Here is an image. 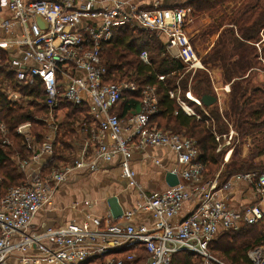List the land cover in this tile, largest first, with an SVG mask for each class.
<instances>
[{
	"label": "built area",
	"instance_id": "1",
	"mask_svg": "<svg viewBox=\"0 0 264 264\" xmlns=\"http://www.w3.org/2000/svg\"><path fill=\"white\" fill-rule=\"evenodd\" d=\"M165 1L0 0V95L13 105H25L21 89L38 82L46 108L55 110L60 104L88 106L97 123V130H86L89 145L82 146L71 162L47 174L28 173L26 169L41 156L52 155V141L37 143L30 122L17 126L15 132L22 137L31 157L27 161L17 155L11 157L24 175V182L0 197V264H9L11 259L19 264H171L179 252L191 254L196 264H226L209 253L218 235L238 231L242 225L257 226L264 220V173L238 174L224 184H220L218 174L213 180H202L203 165L193 140L151 125V117L158 113L155 88L144 86L139 91L133 82H107L102 47L118 30L156 31L165 37L166 53L180 62L183 71L202 68L186 34L190 10L163 6ZM148 58L144 51L138 56L145 65L149 64ZM157 79L164 81L163 76ZM137 92L141 96L137 109L127 119H121L114 110ZM215 98L221 104L224 95ZM192 100L200 106L204 118L177 99L181 111L209 125L210 115L200 99ZM42 121L57 129L53 117ZM212 131L216 153L225 151L227 161L240 145L237 134L229 124L226 134ZM8 133L0 123L2 146L10 144ZM245 143L250 148L251 141ZM160 147L176 155L178 169L171 173L179 183L147 194L135 182L131 152ZM114 160L120 177L128 186L138 188V203L120 219L131 221L137 213L148 212L152 226H120L117 220L106 218L87 219L88 225L69 223L40 233L29 231L31 221L51 203L56 190L73 173L97 171L99 162L110 164ZM237 182L247 183L259 203L241 212L230 210L219 194ZM190 201L195 204L192 211L172 225L182 205ZM247 258L250 264H264V246L250 250Z\"/></svg>",
	"mask_w": 264,
	"mask_h": 264
},
{
	"label": "trees",
	"instance_id": "2",
	"mask_svg": "<svg viewBox=\"0 0 264 264\" xmlns=\"http://www.w3.org/2000/svg\"><path fill=\"white\" fill-rule=\"evenodd\" d=\"M218 1L228 0H200L199 3H203L199 6L210 8ZM168 2L164 4H169ZM187 7H192V2ZM227 25L211 49L205 64H220L224 74L223 81L230 84L228 106L222 113L214 106L206 110L217 134L227 133V126L223 122L225 119L237 134L239 146L248 139L251 146L247 160H239L240 152L235 151L236 147L233 149L230 162L224 165L220 172V184L238 174L264 173V44L261 42L260 51L255 47L260 44V34L264 31V0H241L240 6L227 17ZM145 33L140 30H118L114 38L102 47L107 82H133L139 87V91L144 86L154 87L158 99V113L151 117V125L160 130L184 134L193 140L199 150L198 160L203 165L202 180H213L221 167L225 151L216 153L217 143L210 125L185 115L170 98L169 93L176 88L173 81L182 74V66L164 52L157 39L149 40ZM155 47L158 57L165 54L157 65L151 57ZM143 51L149 55L148 65L138 59ZM128 58L132 62H129ZM158 76H163L164 81H158ZM256 76L261 83L253 87L251 81ZM192 83L191 91L199 99L205 95L215 97L206 75H197ZM186 89L185 87L184 90ZM21 95L26 98L25 105H13L0 95V123L8 130L7 138L10 142L8 146H2L0 135V197L24 182V175L13 165L11 157L17 155L23 161L31 157L22 137L15 132L20 123H31L32 136L40 144L42 135L48 131L42 119L51 116L57 120L63 113L61 123H56L58 131L52 146V156L41 169V174H47L67 163L71 150L69 141L73 140L75 127L81 125L84 120H89L86 106L60 104L55 110L46 108L43 105V89L38 82L33 86L23 87ZM140 99L139 92L127 96L122 102L121 116L137 107ZM261 246H264V234H258L254 226L242 225L238 231L221 233L209 246V251L218 255L226 264H250L247 253ZM196 262L197 259L191 254L179 252L172 257L171 264Z\"/></svg>",
	"mask_w": 264,
	"mask_h": 264
},
{
	"label": "crops",
	"instance_id": "3",
	"mask_svg": "<svg viewBox=\"0 0 264 264\" xmlns=\"http://www.w3.org/2000/svg\"><path fill=\"white\" fill-rule=\"evenodd\" d=\"M221 77L222 76L219 75V77L215 78V82L212 81L211 84L212 91L215 95H224L221 104L216 103L213 105L219 113V110L222 108H226L227 110L230 95V84L225 83ZM227 90H229V92H227ZM220 98L222 99V97ZM85 108L89 120L83 121V127L82 124L75 127L73 140L69 141L71 150L69 151L70 155L66 164L79 155L82 146L89 145L86 130H97V123L89 114V107L86 106ZM203 108L205 112L208 113V110H206L205 107ZM121 109L122 103L114 110V113L121 116ZM136 109L137 107L120 118L123 120L127 119ZM184 110H187V108L184 107ZM62 114L63 113L60 114L61 116L59 115L56 123H61L62 116L64 117ZM225 121L223 120L227 126L228 132V122ZM46 127L48 131L46 134L42 135L41 141H52L53 146L58 130H54L47 125ZM212 130L215 132V129ZM248 148L246 143H243L240 154L245 156V153L249 151ZM88 150L89 152L91 151L90 148ZM51 156H41L37 162L31 163L26 171L28 173L31 171H41ZM231 157L227 161H224V157L222 158V166L216 175H220L224 165L230 162ZM156 162H158V164H156ZM130 164L135 173L137 187L147 194L162 192L169 188L165 182V175L178 169L176 155L163 147L133 150L131 152ZM137 187L128 186L127 181L120 177L117 160H114L110 164L99 162L97 171L83 170V172L73 173L64 184L60 185L54 193L51 203L46 205L31 221L29 231L40 233L47 228H55L69 223L88 225L89 222L87 219L112 218L107 205V199L110 197H116L123 213H127L134 209L139 201ZM219 196L226 206L234 212H241L247 206L259 203V199L245 182L233 183L229 191L221 192ZM194 205V201L184 203L178 214L171 221V224L175 225L180 222L192 211ZM262 205L264 206V203H262ZM117 223L120 226L130 224L133 226L145 225L150 227L153 225V219L150 213L145 212L137 213L131 221L118 219ZM254 227L258 234H264V220ZM221 233L219 235H221ZM9 264H19V262L16 259H11L9 260Z\"/></svg>",
	"mask_w": 264,
	"mask_h": 264
},
{
	"label": "rangeland",
	"instance_id": "4",
	"mask_svg": "<svg viewBox=\"0 0 264 264\" xmlns=\"http://www.w3.org/2000/svg\"><path fill=\"white\" fill-rule=\"evenodd\" d=\"M169 1L170 2L165 1V2H168L169 4H166L163 6L170 7V6L176 5L183 9L190 10V15L188 18L189 21L187 22V25L185 26L186 34L191 41L192 48L195 51L196 59L202 67L201 69H197V70H190V71L182 70V74H180V77L173 81V85L176 88L173 91H171L172 96L171 95L170 96H171V99H173L176 102L178 108H179V105H178L177 99H180L181 101L185 102V104L188 107L192 108V110L197 115H201L202 118H204V114L201 111L200 106L195 104L192 100V99L194 100L199 99L191 91L192 86H193L192 80L196 78L197 75L204 74L208 77L210 84H212V81L215 82V78L219 77V75L220 76L224 75L220 64H217V65H213L210 63L205 64V61L207 62V60L209 59L210 51L214 47L216 42L218 41L219 36L224 30V28L228 27L227 17H229L231 13L240 6L241 0H228L225 2L218 1L216 5L212 4L210 8H200L199 5L203 3V2L199 3L200 0H169ZM191 2H192V7L190 8L187 7L188 4ZM145 34L147 35L148 37L147 39L149 40L151 38L157 39L160 42V45L164 48L165 37L162 34L157 33L156 31L146 32ZM260 38H261L260 44L255 45L257 51H260V46L262 45L261 42L264 43V31L261 32ZM156 48L157 47H155L154 51L151 53V57L153 58V60L155 61L157 65L160 62V59H162V57L165 54H163V56L161 57H158L159 55H158V51ZM164 52L166 53L165 48H164ZM166 54L168 55V53ZM129 59L130 58H128L127 60L129 62H132V60H129ZM260 83H261V80L257 78V76L255 77L253 81H251V85L253 87L259 85ZM185 87L187 88L186 90H184ZM213 94L215 95V93ZM209 125L213 127L214 129L216 128L212 122H210ZM219 130L222 131L221 128ZM241 147L242 145L236 146L235 151L241 152ZM232 153H231V156H232ZM248 154H249L248 152L245 153V156H242V154H240V157H238V159L247 160ZM224 155L222 156L224 157ZM209 253L216 260L223 262L222 259L219 258L218 255L216 256V254H213L211 251H209ZM92 264H97V263H92Z\"/></svg>",
	"mask_w": 264,
	"mask_h": 264
},
{
	"label": "water",
	"instance_id": "5",
	"mask_svg": "<svg viewBox=\"0 0 264 264\" xmlns=\"http://www.w3.org/2000/svg\"><path fill=\"white\" fill-rule=\"evenodd\" d=\"M39 23L42 25V23L40 21H39ZM200 102L203 105V107L208 108V107H211L214 104H216V98L212 97V96L205 95V96L201 97ZM165 182L169 188H173V187L177 186L179 183L177 176L173 173H167L165 175ZM107 205H108L110 215L114 220H118L122 217L123 211H122L116 197L108 198L107 199Z\"/></svg>",
	"mask_w": 264,
	"mask_h": 264
}]
</instances>
